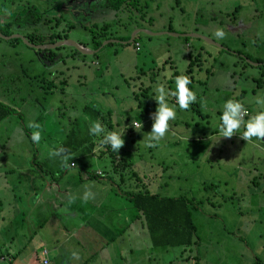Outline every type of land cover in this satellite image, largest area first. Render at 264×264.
Returning a JSON list of instances; mask_svg holds the SVG:
<instances>
[{"label":"rangeland","instance_id":"1","mask_svg":"<svg viewBox=\"0 0 264 264\" xmlns=\"http://www.w3.org/2000/svg\"><path fill=\"white\" fill-rule=\"evenodd\" d=\"M103 2L0 0V30L10 35L59 33L89 50L93 34L108 35L92 54L69 44L33 50L0 37V101L12 109L0 120V242H10L14 259L38 264L36 232L45 229L32 198L43 177L79 186V174L109 172L114 161L124 179L105 180L106 187L184 198L194 227L183 246L130 254L124 243L115 264H264V140L244 141L243 127L230 139L219 132L229 99L247 109L245 121L264 111L254 99L264 95V0H133L117 11ZM217 28L225 38L215 37ZM107 39L120 42L101 46ZM179 75L189 77L197 100L185 111L169 96L177 117L149 148L157 88L175 91ZM96 120L124 132L116 159L99 143L103 134H89ZM30 122L41 125L38 144ZM61 147L71 156L67 168L50 156ZM6 251L0 245V264L8 263Z\"/></svg>","mask_w":264,"mask_h":264},{"label":"crops","instance_id":"2","mask_svg":"<svg viewBox=\"0 0 264 264\" xmlns=\"http://www.w3.org/2000/svg\"><path fill=\"white\" fill-rule=\"evenodd\" d=\"M115 174L116 171L112 172L111 169L106 173L86 171L78 175L79 186L68 181L61 183V178L60 181H55L51 176L48 179L43 177L46 183L45 187L42 186V193L32 198L35 216L43 219L40 228L45 229L36 232L39 236L38 243L42 244L37 252L38 264H43V259L47 260L46 264H91L92 260L95 264H115L123 258L120 247L124 243L130 254L137 248L144 250L169 245L166 239H160L161 229H154L156 234L153 233L154 239L152 238L145 216L137 211L127 194L130 191L121 192L115 187H106L105 180L110 181L111 185H114L115 179L123 182L124 177L116 174L115 178ZM85 191L93 194L86 201ZM10 193L14 200L15 193ZM70 197H75L74 202L69 203ZM3 214H8V210H4ZM29 218L34 219L31 216ZM1 220H4V216H1ZM7 234L19 237L14 231ZM130 234L133 241L130 240ZM6 242L7 244L0 242L7 249L6 264H37L14 259L13 252L8 251L10 242ZM130 259L133 260L132 257Z\"/></svg>","mask_w":264,"mask_h":264},{"label":"clouds","instance_id":"3","mask_svg":"<svg viewBox=\"0 0 264 264\" xmlns=\"http://www.w3.org/2000/svg\"><path fill=\"white\" fill-rule=\"evenodd\" d=\"M217 39H223L226 36L225 31L222 28H217L215 32ZM191 83L187 75H179L175 78V91L166 90L164 85H160L157 88L158 95L155 98L157 108L155 112L151 114L153 121L151 126V132L147 134L146 146L149 148L156 147L166 137L170 131V121H173L177 117L176 106L168 103V97L172 96L176 100V104L181 110H189L190 106L197 100L196 93L193 92L188 85ZM257 105H264V95L254 98ZM248 115L247 109L244 105L237 101L229 99L223 106V113L220 116L219 132L223 138H232L241 127L244 131L241 135V139L244 141H250L253 138L258 140H264V111H259L255 115H252L247 121L244 117ZM29 127L33 128L34 131L31 133V140L33 143L38 144L42 139L41 136V125L39 123L30 122ZM136 127L142 128L141 122ZM89 134L92 136H100L103 134V138L99 143L108 145L112 151L118 153L119 150L124 147V132L109 131L99 121H93L89 128ZM51 157H60L62 167H69L68 161L71 159L69 153L61 147L50 153ZM76 167L75 164L71 165ZM93 194L90 191H85V201L92 198ZM75 197L69 198V203L74 202Z\"/></svg>","mask_w":264,"mask_h":264},{"label":"trees","instance_id":"4","mask_svg":"<svg viewBox=\"0 0 264 264\" xmlns=\"http://www.w3.org/2000/svg\"><path fill=\"white\" fill-rule=\"evenodd\" d=\"M130 1L133 0H104V4L109 8L117 11L123 8H127L129 6H133ZM103 29H106V26H103ZM11 31L8 29L0 30L2 35L10 34ZM103 31L98 32V34H93L91 36V45L92 48H97L100 45V41L108 38L107 34H102ZM23 36L27 39L28 42L43 44L47 42H55L61 37H65L60 35L59 33H51V38L45 40L43 36H31L30 34H23ZM110 36V35H109ZM57 48V47H56ZM50 54V50L48 51ZM51 56V55H50ZM190 63V62H189ZM189 67L187 68V70ZM12 112V109L6 104L0 101V120L6 117L9 113ZM140 114L143 116L145 114L144 110H141ZM111 128V125H108ZM106 152L114 159H116L119 152L116 153L112 151L111 147L105 145ZM103 151H101L102 153ZM105 152V151H104ZM111 171H116L114 168V161L112 162ZM134 174V173H133ZM137 211H140L147 220V228L154 239V234H156L157 229L162 230V234H160V239H166L167 244L169 245H187L191 241L192 232L194 230L190 211L187 207L185 199H181V197H158L156 194H150L146 190H138L135 192L127 193ZM155 229V230H154ZM154 233V234H153ZM157 236V235H156ZM155 236V237H156ZM179 239V240H178ZM178 241V242H175Z\"/></svg>","mask_w":264,"mask_h":264},{"label":"water","instance_id":"5","mask_svg":"<svg viewBox=\"0 0 264 264\" xmlns=\"http://www.w3.org/2000/svg\"><path fill=\"white\" fill-rule=\"evenodd\" d=\"M135 32H137V30H135L134 32H132V35H133ZM150 34H153V33H150ZM132 35H131V36H132ZM193 35L196 36V37H198V38H201V39L207 41L208 43H211V44H214V45L220 47V45L214 43L212 40H210V39H208V38H206V37H204V36H201V35H198V34H193ZM0 37L3 38V39H10V38H13V37H18V38H20L25 44H27L29 47H31V48H35V49H40V50H42V49H49V48H55V47H58V46H61V45H64V44H69V45H71V46H74V48H75L76 50H78L79 52H81L82 54H92V53H94V51H95V49H96V48L93 49V50L86 49V48L82 47L81 45H79V44H77V43H75V42H73V41H71V40H68V39H60V40H57V41H55V42H53V43H49V44H32V43H29L28 41H26L22 36H19V35H2V34L0 33ZM113 41H115V42H120V41H118V40H114V39H107V40H104V41L102 42L101 46L104 45V44H106V43L113 42ZM128 41H131V38H130ZM128 41H127V42H128ZM101 46H100V47H101ZM252 63H253V62H252Z\"/></svg>","mask_w":264,"mask_h":264},{"label":"flooded vegetation","instance_id":"6","mask_svg":"<svg viewBox=\"0 0 264 264\" xmlns=\"http://www.w3.org/2000/svg\"><path fill=\"white\" fill-rule=\"evenodd\" d=\"M104 1V0H103ZM7 29V28H6ZM12 32H10V34H11ZM10 34H7V35H10ZM28 34H30L31 36H34V37H37V36H43V35H41L40 33H38V34H35V33H28ZM50 34L51 33H48L47 34V38H45V40H48V39H50L51 38V36H50ZM22 37L27 41V39L22 35ZM44 37V36H43ZM18 38V37H17ZM20 39V38H19ZM61 39V38H60ZM21 40V39H20ZM29 43H31V42H29ZM49 43H53V42H47V43H43V44H49ZM32 44H36V43H32ZM56 48V47H55ZM33 50L35 49V48H32ZM49 49H51V48H49ZM95 49V48H94ZM36 50H40V49H36ZM42 50H48V49H42Z\"/></svg>","mask_w":264,"mask_h":264},{"label":"built area","instance_id":"7","mask_svg":"<svg viewBox=\"0 0 264 264\" xmlns=\"http://www.w3.org/2000/svg\"><path fill=\"white\" fill-rule=\"evenodd\" d=\"M45 253V251H43V254ZM43 264H46L47 263V260L46 259H43L42 261Z\"/></svg>","mask_w":264,"mask_h":264}]
</instances>
